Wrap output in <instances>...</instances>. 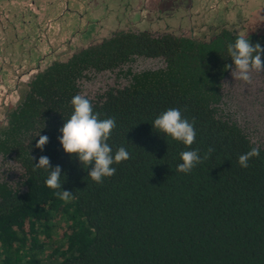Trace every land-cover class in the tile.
<instances>
[{
	"label": "trees",
	"instance_id": "1",
	"mask_svg": "<svg viewBox=\"0 0 264 264\" xmlns=\"http://www.w3.org/2000/svg\"><path fill=\"white\" fill-rule=\"evenodd\" d=\"M246 38L264 48V36ZM236 39L121 33L37 75L0 128V156L21 169L15 187L0 182V264H264V142L253 141L223 89ZM139 59L161 66L124 70ZM116 69L126 85L86 98L101 120H116L113 155L124 147L131 158L97 184L89 177L94 162L85 169L67 154L60 129L87 75ZM171 108L194 120L191 148L154 128ZM40 135L49 138L43 150ZM210 147L190 174L176 171L181 152L199 149L203 157ZM252 147L260 157L240 167ZM42 155L61 167L70 202L47 187L48 172L33 171Z\"/></svg>",
	"mask_w": 264,
	"mask_h": 264
},
{
	"label": "flooded vegetation",
	"instance_id": "2",
	"mask_svg": "<svg viewBox=\"0 0 264 264\" xmlns=\"http://www.w3.org/2000/svg\"><path fill=\"white\" fill-rule=\"evenodd\" d=\"M121 33L198 43L224 33L264 36V0H0V128L37 75ZM155 60H142L140 70L154 69ZM132 64L124 70L140 71ZM91 73L86 80L111 71Z\"/></svg>",
	"mask_w": 264,
	"mask_h": 264
},
{
	"label": "clouds",
	"instance_id": "3",
	"mask_svg": "<svg viewBox=\"0 0 264 264\" xmlns=\"http://www.w3.org/2000/svg\"><path fill=\"white\" fill-rule=\"evenodd\" d=\"M228 54L235 65L232 75L236 80L251 83L252 72L264 73V59H262L264 48L260 43L253 45L245 35L239 34L234 45H228ZM71 104L74 107V112L60 129L62 137H59V142L67 154L78 156L85 169L94 162L89 177L97 184H102L104 178H111L115 175L116 168L112 165L129 160L130 153L124 147H120L115 155L112 153L108 140L116 128L114 117L101 120L99 113L93 112L90 100L82 94L75 95ZM153 126L159 132L177 142H182L188 148H191L195 142L194 120L190 123L187 119L182 118L179 109H168L154 120ZM48 142L47 136L40 135L36 147L43 150ZM213 151V148H208L203 157H201L199 149L181 152L180 158L183 162L177 165L176 171L190 174L197 165L208 160ZM259 157V148L252 147L248 152L238 157V164L246 169L249 167L251 159ZM32 159L34 158L32 157ZM39 169L48 172L45 183L48 188L55 190L56 197L65 203L70 202L73 194L61 188V167L52 168L49 158L42 155L38 163L34 164L33 171Z\"/></svg>",
	"mask_w": 264,
	"mask_h": 264
},
{
	"label": "rangeland",
	"instance_id": "4",
	"mask_svg": "<svg viewBox=\"0 0 264 264\" xmlns=\"http://www.w3.org/2000/svg\"><path fill=\"white\" fill-rule=\"evenodd\" d=\"M258 0H254L256 2ZM144 60V59H143ZM147 61V60H145ZM154 69L161 66L159 60H155ZM142 59L136 60L132 64V69L137 71L143 67ZM233 72V71H232ZM231 74L223 81L224 95L227 96L228 103L236 111V116L244 125L245 129L253 137L255 143L264 142V73H251V83H245L236 80ZM115 72H111L109 76L91 75V80L82 81L83 95L91 98L103 93L107 88L123 87L126 85V78H114ZM233 82L232 84H230ZM243 127V126H242ZM0 174L11 181H19L21 169L11 159H4L0 156ZM2 177V175H0Z\"/></svg>",
	"mask_w": 264,
	"mask_h": 264
}]
</instances>
